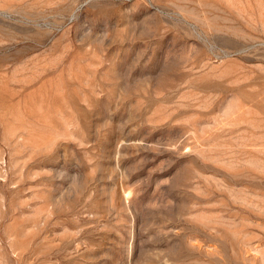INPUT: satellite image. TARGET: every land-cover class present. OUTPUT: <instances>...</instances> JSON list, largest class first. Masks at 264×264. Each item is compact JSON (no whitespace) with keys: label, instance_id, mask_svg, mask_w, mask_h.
Returning a JSON list of instances; mask_svg holds the SVG:
<instances>
[{"label":"rangeland","instance_id":"rangeland-1","mask_svg":"<svg viewBox=\"0 0 264 264\" xmlns=\"http://www.w3.org/2000/svg\"><path fill=\"white\" fill-rule=\"evenodd\" d=\"M0 264H264V0H0Z\"/></svg>","mask_w":264,"mask_h":264}]
</instances>
